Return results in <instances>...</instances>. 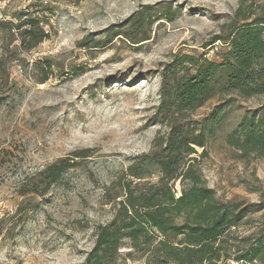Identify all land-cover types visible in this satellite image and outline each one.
I'll return each instance as SVG.
<instances>
[{
  "label": "rangeland",
  "instance_id": "374dc122",
  "mask_svg": "<svg viewBox=\"0 0 264 264\" xmlns=\"http://www.w3.org/2000/svg\"><path fill=\"white\" fill-rule=\"evenodd\" d=\"M241 5L264 14V0H0V264H83L127 168L169 132L156 115L167 65L184 54L220 60L227 45L213 42ZM166 9L173 20L158 17ZM146 11L158 16L145 40L110 37ZM32 18L49 37L28 50ZM224 104L198 161L221 202L250 206L244 238L264 224V158H242L227 138L264 96L217 94L186 120ZM62 159L74 167L48 188L40 173ZM121 253L119 264H146L128 244Z\"/></svg>",
  "mask_w": 264,
  "mask_h": 264
},
{
  "label": "trees",
  "instance_id": "16d2710c",
  "mask_svg": "<svg viewBox=\"0 0 264 264\" xmlns=\"http://www.w3.org/2000/svg\"><path fill=\"white\" fill-rule=\"evenodd\" d=\"M253 9L241 5L225 35L215 38L213 44L227 45L218 53L220 60L184 54L167 65L156 115L169 132L154 140L149 154L134 159L125 182L118 181L122 191L107 203H113V218L97 226L95 246L83 264H119L127 244L146 264H264V224L239 238L240 228L251 227L246 216L250 206L221 202L199 166L213 136L211 125L220 121L227 105L218 106L202 121L191 123L185 117L217 94L243 99L264 96V14ZM174 14L167 9L161 16L146 11L110 37L122 35L140 42L154 16L171 21L169 15ZM43 23L32 18L22 25V44H28V50L49 37ZM227 142L242 158H264V108L245 115ZM68 161L62 159L40 173L48 188L74 167ZM155 176V182L149 181Z\"/></svg>",
  "mask_w": 264,
  "mask_h": 264
}]
</instances>
